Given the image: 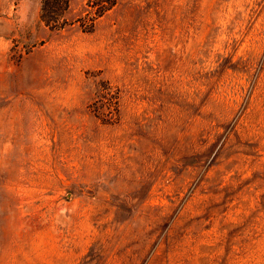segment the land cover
Returning a JSON list of instances; mask_svg holds the SVG:
<instances>
[{"label": "rangeland", "instance_id": "rangeland-1", "mask_svg": "<svg viewBox=\"0 0 264 264\" xmlns=\"http://www.w3.org/2000/svg\"><path fill=\"white\" fill-rule=\"evenodd\" d=\"M62 1L0 0V264H264V0Z\"/></svg>", "mask_w": 264, "mask_h": 264}, {"label": "trees", "instance_id": "trees-1", "mask_svg": "<svg viewBox=\"0 0 264 264\" xmlns=\"http://www.w3.org/2000/svg\"><path fill=\"white\" fill-rule=\"evenodd\" d=\"M113 1V0H112ZM110 2L109 3V6H112L113 5V2ZM62 3H63V7L61 6V13L66 9V6H67V0H63L62 1ZM62 3H61V5H62ZM48 4H49V0H43V2L41 3V19L44 21V22H46L45 21V13H46V11H47V8H48ZM103 12V11H102ZM101 12V13H102ZM101 13H99V14H101Z\"/></svg>", "mask_w": 264, "mask_h": 264}]
</instances>
